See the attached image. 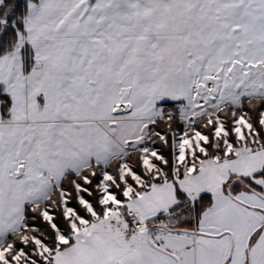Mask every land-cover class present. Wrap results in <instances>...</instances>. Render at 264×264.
I'll list each match as a JSON object with an SVG mask.
<instances>
[{
	"label": "snow or ice",
	"instance_id": "snow-or-ice-1",
	"mask_svg": "<svg viewBox=\"0 0 264 264\" xmlns=\"http://www.w3.org/2000/svg\"><path fill=\"white\" fill-rule=\"evenodd\" d=\"M0 264H264V0H0Z\"/></svg>",
	"mask_w": 264,
	"mask_h": 264
}]
</instances>
